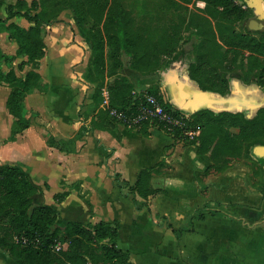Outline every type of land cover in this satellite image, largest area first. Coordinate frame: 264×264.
Listing matches in <instances>:
<instances>
[{
    "label": "crops",
    "instance_id": "obj_1",
    "mask_svg": "<svg viewBox=\"0 0 264 264\" xmlns=\"http://www.w3.org/2000/svg\"><path fill=\"white\" fill-rule=\"evenodd\" d=\"M18 1L0 0L4 4L0 17L7 18V7ZM25 1L31 6L38 0ZM239 2L252 14L247 29L262 33L255 36L264 40V0ZM8 23L24 29L34 25L22 16ZM240 29L238 25L237 31ZM18 48L8 32L0 34L3 54L17 56ZM90 56L70 11L46 26L44 57L36 70L43 89L36 88L26 96L32 124L14 142L10 137L15 119L7 109L11 87L0 86V163L24 171L37 188L34 203L54 206L61 225L70 221L119 222L118 247L130 254L134 264H264V195L257 188L260 174L264 183V147L252 148V162L234 159L226 172L212 170L205 175L209 154L197 155L193 144L200 135L176 140L165 131L149 129V135L144 136L141 129L118 124V140L110 130L94 129L99 109L93 101L97 83ZM183 58L158 70L152 78L142 77L126 63L121 74L134 83L136 93L158 86L166 102L190 116L211 109L253 117L264 107V88L254 81L232 78L231 92L226 96L201 90L190 79L189 64H184ZM25 60L19 57L13 64L18 76L32 70L29 65L19 69ZM10 69L0 60L2 72ZM84 127L88 131L77 142V152L65 153L48 145L52 135L70 141ZM146 169L160 171L154 172L153 178L159 192L148 199L133 189ZM64 193L67 196L58 203L56 195ZM134 200L148 206L139 210ZM202 210L207 213L205 220L195 221L194 231L184 233L180 240L166 224H158L166 217L180 229ZM0 264L16 263L0 250Z\"/></svg>",
    "mask_w": 264,
    "mask_h": 264
},
{
    "label": "trees",
    "instance_id": "obj_2",
    "mask_svg": "<svg viewBox=\"0 0 264 264\" xmlns=\"http://www.w3.org/2000/svg\"><path fill=\"white\" fill-rule=\"evenodd\" d=\"M169 1L181 7L190 6L196 0ZM198 1L205 4L200 11L204 24L199 29L189 21L187 29L194 28V31L190 37L184 38L192 45L193 61L188 67L190 79L201 90L219 96L231 92V79L234 77L246 82L254 81L264 88V40L255 36L262 33L252 32L246 27L252 17L251 11L243 9L234 0ZM3 6L0 2V9ZM7 11V18L0 17V34L8 32L19 47L14 57L0 50V60L11 68L8 73L0 70V86L7 84L11 87L7 101V109L15 119L11 142L31 127L32 116H28L26 96L36 88L43 89L41 76L36 70L44 57L46 26L58 21L63 12L72 13L91 52L90 67L97 83L93 101L99 109V116L92 126L110 130L118 140L121 135L116 130L120 123L110 117L102 104L106 92L112 108L136 111V87L121 74L124 56L132 60L129 64L132 70L142 77L152 78L158 70L180 60L188 52L184 48L178 49L165 60L162 57H166L164 53L167 52L160 51V46L158 51L140 50V36L130 30L131 17L122 0H38L31 6L25 0H19L16 5L8 6ZM16 16L25 17L34 25L24 29L8 23ZM238 25L241 27L239 31ZM169 38L168 41L174 44L184 40L175 33ZM208 44L210 47H206ZM19 57L26 58L19 64L21 71L26 65L32 67L26 75L18 76L13 68ZM146 92L157 96L166 110L174 108L164 100L158 86L154 85ZM187 128L200 131L199 138L193 142L197 146V155L209 154L210 165L204 174L208 175L212 170L224 173L234 159L252 162V148L264 147V107L253 117L242 112L217 113L202 109L190 116ZM157 129L169 133L176 140L188 138L180 130L172 133L163 127ZM141 130L144 136H148L149 124ZM87 131L82 128L79 135L70 141L58 140L52 135L48 145L61 152L75 153L77 142ZM100 148L104 151V147ZM154 172L160 171L142 170L133 187L135 193L144 199L159 192L154 188ZM36 193V186L20 167L0 163V250L8 253L16 264H134L130 254L118 247L119 222L92 224L70 221L61 225L59 211L54 206L34 203ZM66 196L64 193L55 198L59 203ZM134 202L139 210L148 206L145 202ZM206 214L203 210L198 211L190 219L189 226L180 229L162 222L166 217L161 218L158 224H166L180 240L184 233L193 232L194 222L205 220Z\"/></svg>",
    "mask_w": 264,
    "mask_h": 264
},
{
    "label": "rangeland",
    "instance_id": "obj_3",
    "mask_svg": "<svg viewBox=\"0 0 264 264\" xmlns=\"http://www.w3.org/2000/svg\"><path fill=\"white\" fill-rule=\"evenodd\" d=\"M122 2L131 17L129 24L130 30L140 36L138 42L139 49L144 51H158L160 46V51L169 53L161 52L167 55L166 57H162L165 60L170 59L173 56L172 53L178 51V49H192L191 42H187L185 39L190 37V33L194 31L195 27L200 29L204 24V19L200 11H202L201 6L204 9L205 4L198 0L194 1L190 6L181 7L174 5L169 0H122ZM189 21L194 28L187 29ZM206 29L208 30L209 28ZM173 33L175 35L178 34L181 39H185L177 43L175 42V44L168 41L170 39L169 37L173 36ZM84 42L86 43L85 40ZM206 47H210V44ZM90 60L91 56L89 58ZM124 61L127 65L132 63V60L127 56H124ZM191 61H193V53L188 51V55L183 58V63L189 64ZM221 61L223 63L225 62L224 60ZM149 129L157 128L149 127ZM250 179L255 180L253 177ZM255 182L257 181L255 180ZM162 222L167 223V218ZM186 226H189V223Z\"/></svg>",
    "mask_w": 264,
    "mask_h": 264
},
{
    "label": "built area",
    "instance_id": "obj_4",
    "mask_svg": "<svg viewBox=\"0 0 264 264\" xmlns=\"http://www.w3.org/2000/svg\"><path fill=\"white\" fill-rule=\"evenodd\" d=\"M234 2L247 10V7L241 4L239 0H234ZM106 95L102 107L108 111L110 117L125 128L139 130L143 129L144 125L149 124L150 128L163 127L164 130L172 133L180 130V132L187 137L200 135L199 130L187 128L190 115H186L182 112L178 113L175 108L171 111L166 110L157 96L149 94L146 91L136 93V111L112 108ZM63 247L66 248V245ZM60 248L61 247H58L59 250Z\"/></svg>",
    "mask_w": 264,
    "mask_h": 264
},
{
    "label": "flooded vegetation",
    "instance_id": "obj_5",
    "mask_svg": "<svg viewBox=\"0 0 264 264\" xmlns=\"http://www.w3.org/2000/svg\"><path fill=\"white\" fill-rule=\"evenodd\" d=\"M261 177V179L259 180V183L257 184L258 185V189L261 191V193L264 195V183L262 182V175L260 174L259 175Z\"/></svg>",
    "mask_w": 264,
    "mask_h": 264
},
{
    "label": "water",
    "instance_id": "obj_6",
    "mask_svg": "<svg viewBox=\"0 0 264 264\" xmlns=\"http://www.w3.org/2000/svg\"><path fill=\"white\" fill-rule=\"evenodd\" d=\"M254 22H256V21H253V23H254ZM250 29L253 30V31H254V30H257L256 28H251V27H250Z\"/></svg>",
    "mask_w": 264,
    "mask_h": 264
}]
</instances>
